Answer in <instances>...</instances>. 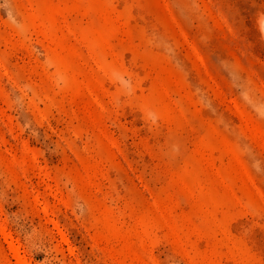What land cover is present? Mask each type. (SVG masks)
<instances>
[{"label":"rangeland","instance_id":"1","mask_svg":"<svg viewBox=\"0 0 264 264\" xmlns=\"http://www.w3.org/2000/svg\"><path fill=\"white\" fill-rule=\"evenodd\" d=\"M0 264H264V0H0Z\"/></svg>","mask_w":264,"mask_h":264}]
</instances>
